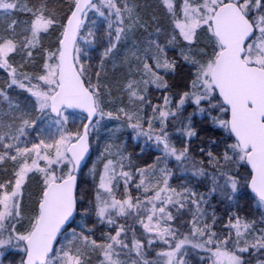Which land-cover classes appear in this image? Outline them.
<instances>
[{
    "label": "snow or ice",
    "instance_id": "snow-or-ice-1",
    "mask_svg": "<svg viewBox=\"0 0 264 264\" xmlns=\"http://www.w3.org/2000/svg\"><path fill=\"white\" fill-rule=\"evenodd\" d=\"M0 264H264V0H0Z\"/></svg>",
    "mask_w": 264,
    "mask_h": 264
}]
</instances>
